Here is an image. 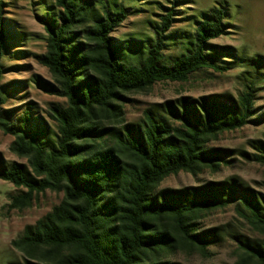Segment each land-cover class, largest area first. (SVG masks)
<instances>
[{
  "label": "trees",
  "instance_id": "trees-1",
  "mask_svg": "<svg viewBox=\"0 0 264 264\" xmlns=\"http://www.w3.org/2000/svg\"><path fill=\"white\" fill-rule=\"evenodd\" d=\"M3 4L0 0V78L8 38ZM56 6L58 14L38 20L48 34L40 63L58 85L56 94L66 99L65 106L51 108L58 134L53 141L30 126L28 112L13 118L3 110L0 93V129L14 137L11 151L31 169L6 165L0 156V180L26 190L11 198L13 209L31 207L47 191L62 193L63 200L27 227L13 247L26 264H172L176 251L205 255L216 235L198 233L195 223L239 196L234 181L173 194L158 188L181 172L197 176L229 164L225 152L209 144L258 122L251 118L263 62L253 60L238 104L181 98L153 105L140 122L128 125L121 105L126 94L185 83L202 70L229 69L218 63L234 54L211 44L228 33V9L218 3L198 15L194 32L183 36L180 56L165 60L174 9L161 16L157 38L145 42L113 37L130 11L114 1L56 0ZM259 149L264 153V145ZM253 158L264 165V155ZM242 192L238 212L264 236V206L249 190ZM240 244L238 264H264V242Z\"/></svg>",
  "mask_w": 264,
  "mask_h": 264
},
{
  "label": "rangeland",
  "instance_id": "rangeland-1",
  "mask_svg": "<svg viewBox=\"0 0 264 264\" xmlns=\"http://www.w3.org/2000/svg\"><path fill=\"white\" fill-rule=\"evenodd\" d=\"M104 2L105 0H92ZM130 10L126 22L113 35L118 40H155L160 32L161 16L174 9L171 30L166 33L178 38L165 41L168 45L163 54L165 60L182 53L186 39L192 34L195 19L218 3L228 9V33L213 41L212 46L234 54L223 55L218 63L227 71L202 70L185 83H159L151 89L125 95L121 102L126 124L140 122L144 111L153 105L174 102L181 98H219L225 105L238 104L247 80L252 72L253 60L263 62L260 72L264 74V0H108ZM3 17L7 20V45L2 62L0 93L6 99L3 110L10 111L15 119L29 113L30 126L55 141L57 126L51 119L52 106L66 105V99L55 91L59 89L49 70L41 65L40 57L46 53L48 34L38 18L49 13H59L56 0H3ZM52 9V10H51ZM50 16V15H49ZM231 64V65H230ZM254 68V67H253ZM256 115L242 129L225 132L209 144V149L225 152L229 164L219 170H205L193 176L181 172L164 180L158 192L173 193L203 188L208 184L234 181L236 193L244 195L247 189L264 206V165L254 161L255 155H264V77L257 84ZM14 137L0 129V156L6 165L28 161L11 151ZM31 171V169L29 168ZM23 188L0 180V264H26L25 256L12 243L22 237L25 229L34 226L63 200L62 193L47 191L38 195L33 205L23 210L11 208V198L24 193ZM229 200L223 208L205 212L196 223L198 233L216 235L205 255L197 251H176L169 261L172 264H238L240 243L263 244L264 236L254 230L238 212L241 197ZM213 231V232H211ZM212 239V238H211Z\"/></svg>",
  "mask_w": 264,
  "mask_h": 264
}]
</instances>
